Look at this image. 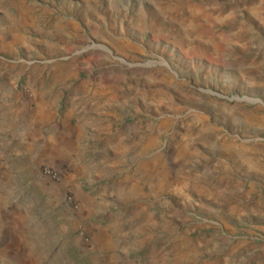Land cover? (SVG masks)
Returning a JSON list of instances; mask_svg holds the SVG:
<instances>
[{
    "label": "rangeland",
    "instance_id": "1",
    "mask_svg": "<svg viewBox=\"0 0 264 264\" xmlns=\"http://www.w3.org/2000/svg\"><path fill=\"white\" fill-rule=\"evenodd\" d=\"M0 30L17 90L64 77V110L100 79L149 137L144 173L83 177L86 199L9 159L4 217L43 264H264V0H0Z\"/></svg>",
    "mask_w": 264,
    "mask_h": 264
},
{
    "label": "crops",
    "instance_id": "2",
    "mask_svg": "<svg viewBox=\"0 0 264 264\" xmlns=\"http://www.w3.org/2000/svg\"><path fill=\"white\" fill-rule=\"evenodd\" d=\"M32 12L29 8L27 15ZM16 36L0 30V40ZM14 66L0 63V183L13 175L9 169L11 158L17 167L21 158L37 167H53L60 179L85 199L87 195L80 187L83 177L91 184L111 172L118 174L119 182H131L135 173L145 172L151 164L149 137L136 138L118 127L116 107L108 100L113 93L100 88L102 80L81 81L80 86L94 88L77 92L60 110L69 86L67 79L51 78L46 81L47 88H30L27 93L15 88ZM81 157H88L85 164L79 163ZM4 195L0 190V264H43L29 226L5 219Z\"/></svg>",
    "mask_w": 264,
    "mask_h": 264
},
{
    "label": "built area",
    "instance_id": "3",
    "mask_svg": "<svg viewBox=\"0 0 264 264\" xmlns=\"http://www.w3.org/2000/svg\"><path fill=\"white\" fill-rule=\"evenodd\" d=\"M42 173L44 176H46L52 180H59L60 179L59 172L51 166H45L42 169ZM67 199H68L69 203L74 204L75 198L73 195H68Z\"/></svg>",
    "mask_w": 264,
    "mask_h": 264
}]
</instances>
